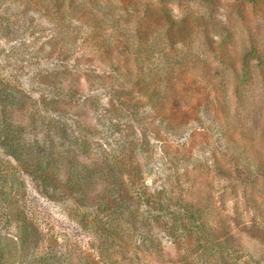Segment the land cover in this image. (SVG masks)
Wrapping results in <instances>:
<instances>
[{"label":"rangeland","instance_id":"obj_1","mask_svg":"<svg viewBox=\"0 0 264 264\" xmlns=\"http://www.w3.org/2000/svg\"><path fill=\"white\" fill-rule=\"evenodd\" d=\"M0 80V264H264V0H0ZM50 126L115 176L24 166Z\"/></svg>","mask_w":264,"mask_h":264},{"label":"trees","instance_id":"obj_2","mask_svg":"<svg viewBox=\"0 0 264 264\" xmlns=\"http://www.w3.org/2000/svg\"><path fill=\"white\" fill-rule=\"evenodd\" d=\"M159 1L164 2V0ZM220 28V42L221 44L226 43L227 41H229V31L225 27ZM251 53L259 56L260 50L257 49V46H249V48H247V50L243 53V56L241 58V66H245L248 63L247 57ZM0 83V88H2L0 90V118L4 119L6 118L5 115H7L9 112H12L14 109L9 106L6 108V105L10 104L11 102L8 99V94L5 92V88H8L7 85L10 83L5 80H0ZM36 113L37 112H32L31 114H29L30 117L28 118L31 119V123L37 121ZM18 114H21L19 115L21 118L26 117V115L22 114V112L20 113L18 111ZM56 127L52 129H50L51 126L49 127L46 141H44L43 143H38L30 146H19L17 142H14L13 144H10V148L12 150H19L20 155H22L24 151L26 152L27 157L21 156L20 161H23V165L29 167L31 170L35 169L37 171H40V174L53 175L58 171H61V173L63 172L64 174H68L66 178V184H64V186H68L71 189L75 186H77L78 188H82L84 185H88L94 174L98 172H101L103 175L109 174L107 176H115V166L118 164L116 155L112 154V152L109 154L104 148H102L101 154L99 156L101 158L100 165L98 164L97 160H80L77 150L83 147L84 143L81 141L82 145H80L79 143L76 144L74 142L73 145H71V141L67 143L59 142L57 140V137H60L62 133H64L65 136L67 132L63 126L57 128ZM8 133L11 132L8 130L6 134L9 135ZM126 153L127 151L124 150V154ZM107 176L105 175L106 178ZM112 188H114V185L112 183H108L106 190H110ZM81 193L82 195H84L83 192ZM27 229L28 228L26 227L25 229H23L25 233V237L23 239L24 242L29 241L28 236L30 235V233L26 232ZM28 230L30 231V228ZM25 247L28 248L29 246L26 245ZM39 259L41 260L42 257L40 256Z\"/></svg>","mask_w":264,"mask_h":264}]
</instances>
